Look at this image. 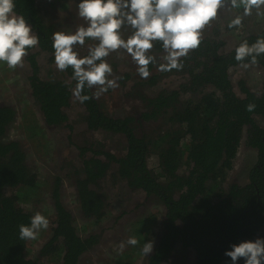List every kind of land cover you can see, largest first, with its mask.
<instances>
[{
  "label": "trees",
  "instance_id": "trees-1",
  "mask_svg": "<svg viewBox=\"0 0 264 264\" xmlns=\"http://www.w3.org/2000/svg\"><path fill=\"white\" fill-rule=\"evenodd\" d=\"M52 1L63 6L81 2ZM14 2L15 12L25 16L39 37L37 51L51 55L55 61L52 36L56 28L44 13L42 0ZM124 26V34L130 37L134 29L127 22ZM219 33L220 28L202 33L200 46L181 58L183 67L179 70H159L164 63L158 58L163 51L161 42H154L149 52L156 60L148 66L147 78L139 74L137 63L130 58V68L122 70V81L119 80L114 96L128 103V108L134 106V100L138 105L118 116L108 112V98L98 101L92 88L86 86L81 93L91 97L87 101L81 103L75 97L77 81L71 67L65 71L57 68L63 76L58 78L51 70L45 72L38 52L27 49L25 80L31 97L41 110L47 129L58 128L67 134L74 147L71 153L80 162L74 183L84 216L101 219L105 214L101 187L94 185L108 175L162 203L160 240L147 264L175 261L182 254L180 250L185 249L179 246L194 249L199 264H232L225 252L232 245L257 236L264 226V128L256 119L257 115L264 118V88L256 93L240 80L239 93L230 74L231 69L250 63L251 57L237 61L236 49L245 41L251 45L264 38V26L242 35L230 48ZM257 61L255 65L264 67V54L257 56ZM173 80L174 85H170ZM129 82L134 84L136 97L125 92ZM141 82L156 83L158 90L145 92L146 86ZM75 102L81 112L70 117ZM249 105L254 108L248 110ZM14 120L15 110L0 103V264H38L42 257L50 256L54 264H79L81 256L98 243L100 234L78 233L71 212L59 197L61 176L55 177L53 205L57 217L50 239L36 249L33 257L29 250L32 242L20 239L19 226L30 225L36 214L24 208L20 200L37 197L42 186L27 164L18 139L5 137ZM33 129L28 134L38 136L36 127ZM98 132L122 137L117 154L111 153L107 140L88 145L89 137ZM244 147L256 151L257 157L250 167L244 163L248 167L245 179L230 180L231 175L238 173V162L247 157L242 153ZM149 154L158 158V172L148 166ZM10 188L23 194H8Z\"/></svg>",
  "mask_w": 264,
  "mask_h": 264
},
{
  "label": "rangeland",
  "instance_id": "rangeland-1",
  "mask_svg": "<svg viewBox=\"0 0 264 264\" xmlns=\"http://www.w3.org/2000/svg\"><path fill=\"white\" fill-rule=\"evenodd\" d=\"M42 2L44 13L48 14L51 26L56 28L55 32L70 34L74 33L80 26L87 27V22L78 15V4L76 2L68 6L57 4L52 0H42ZM77 2H80V0H77ZM242 5L239 3L234 7L221 6L218 9L217 16L204 27L202 33H213V27L221 22L218 25L220 33L217 35L227 40L226 45L230 48L236 41L242 38V35L262 28L264 26V5H261L259 8L253 7L250 15L245 14ZM236 18H240L241 23L231 28L230 25ZM122 27L125 26L122 25ZM122 27L120 29L121 37L127 39L129 34H124ZM33 34L35 35V33ZM97 44L98 41L88 38L84 45H75L74 50L82 58ZM30 51L31 53L38 52L36 47L31 48ZM166 55L167 53L163 49V51L159 52L158 58L163 61V57ZM50 56L42 51L38 52V59L43 66L42 68L45 72L51 70L58 78L63 77L57 70L55 61ZM130 58L132 57L124 49L111 52L105 58L106 62L113 69L110 79H114V77L115 80L116 78L118 80L121 79L120 73L122 70L129 69L127 65H130ZM247 64L250 66L244 67L243 64L230 71L235 81V89L240 93L238 82L243 80L252 91L258 93L264 88V67L251 63ZM28 66L29 63L26 56L23 58V65L15 69L9 68L6 62H0V103H6L15 110V120L7 128L5 137L12 140L18 139L20 146L26 153L27 164L30 166L31 171L37 174L38 181L42 186L37 197L32 199L24 197L20 200V203H22L24 208L33 210L35 213L39 212L50 221L49 227L42 229L37 239L30 240L32 242V245L29 247V250L31 249L30 256L33 257V254L36 256V249L38 250L42 244L50 239L56 227L57 216L55 206L53 205V194L55 177L61 176L59 197L63 205L71 212L73 224L78 233L80 235L100 234L98 243L81 256L79 264H118L130 260L134 264H145L149 255H143L142 247L144 243L149 241L155 245L158 239L163 214L162 204L154 199L145 198L146 196L142 191L131 190L123 180L106 178L95 184L98 189L101 187V193H103V197L107 203V207L104 210L105 214L101 216V219L84 216L81 207L78 205L74 190L76 188L74 177L77 170H80L78 169L80 162L76 159L75 154L71 153L74 147L70 145V139H68L67 134L63 135V132L59 131L58 128L47 129L43 122V117L38 111V105L32 99L26 85L25 76ZM94 88L96 90L98 86H94ZM106 93L104 92V95ZM137 105L138 103L136 102L134 103V108L130 107L128 109H137ZM125 106L127 108L128 104H125ZM79 110L78 104L73 103L70 108V117L77 116ZM256 119L264 126L263 117L258 116ZM69 123L71 124L72 122L69 121ZM81 126L82 124H79L78 127ZM26 127L32 131H34L33 127H36V132L39 135H29L28 133L31 130H27ZM242 153L247 157H244L243 162H238V167L240 166L238 173L231 175L230 180L245 179L246 176L244 177V175L247 173L248 167L245 168L244 163L250 167L252 160L254 161L257 157L256 151L246 147H244V152ZM150 166L156 172L159 169L152 158L150 159ZM48 180H51L50 184L43 187ZM7 191L8 194L18 192L14 188H10ZM18 194L22 195L23 191L18 192ZM131 237L137 239V245L133 246L127 243ZM258 238H264V226L257 236L249 240L255 241ZM121 244L124 245L123 248H121ZM182 251L186 252L185 250H180L181 253H183ZM179 257L181 256L179 255ZM179 257L177 256L175 260L180 261ZM51 259V256L42 257L38 264H54V261ZM241 259L242 263L240 262V264H245L244 259Z\"/></svg>",
  "mask_w": 264,
  "mask_h": 264
},
{
  "label": "clouds",
  "instance_id": "clouds-1",
  "mask_svg": "<svg viewBox=\"0 0 264 264\" xmlns=\"http://www.w3.org/2000/svg\"><path fill=\"white\" fill-rule=\"evenodd\" d=\"M223 0H81L78 15L87 22V27L80 26L74 33H53L52 47L56 67L65 71L73 69V79L77 81L73 90L75 97L83 103L91 97L81 95L85 87L91 89L98 86L95 97L119 85L115 79H109L113 69L105 58L111 52L124 49L138 65L139 74L143 78L150 75L148 66L155 64L156 58L149 55L154 42H161L164 51V63L159 65L160 71L182 69L180 62L191 50L201 44L204 27L213 20ZM244 5L246 15H250L253 7L264 5V0H239ZM237 6V0H231ZM14 0H0V62H6L9 68L15 69L23 65V58L28 55L27 49L39 43V37L33 34L32 26L24 15L15 12ZM126 10V11H125ZM127 22L133 34L127 39L121 37L120 29ZM240 18L232 21L230 27L239 25ZM98 41L97 46L80 58L74 50L75 45H84L86 39ZM264 54V38H259L251 45L247 41L236 49L235 59L244 61L251 57V64L258 63L257 56ZM249 67V64H244ZM254 105H249L252 110ZM47 217L37 212L30 225L19 226L21 240L37 239L42 229L49 227ZM137 245L135 237L127 241ZM124 245L121 244V248ZM154 243H144L142 253L148 256ZM225 255L236 264L241 258L245 264H264V238L255 241H243L231 246Z\"/></svg>",
  "mask_w": 264,
  "mask_h": 264
},
{
  "label": "flooded vegetation",
  "instance_id": "flooded-vegetation-1",
  "mask_svg": "<svg viewBox=\"0 0 264 264\" xmlns=\"http://www.w3.org/2000/svg\"><path fill=\"white\" fill-rule=\"evenodd\" d=\"M240 2H239V0H237V4H239ZM222 7H225V6H228V7H234L233 5H232V3H231V0H227V1H224L223 0V2H222V5H221ZM243 7H244V5H242ZM214 22V21H213ZM212 22V23H213ZM221 24V22H219V24L218 25H220ZM223 24V23H222ZM215 26L216 28H220L219 26ZM215 27H213V28H215ZM131 63V62H130ZM129 68H130V65L128 64L127 65ZM123 72H121L120 73V75L122 74ZM111 77L109 76V79H110ZM122 78V77H121ZM114 79H115V77H114ZM164 80V78H162V80L160 81V82H162ZM116 81L117 82H119V80L116 78ZM120 81H122L121 79H120ZM127 81V80H126ZM175 80H173L172 81V83H170V85H174L173 84V82H174ZM142 83V85H145L146 87H144V91L146 92H149V93H153V90L154 91H156V90H158V85L156 84V83H154V84H149V83H144V82H141ZM169 84V83H168ZM134 88V84L132 85V83L131 82H129V83H126V89H125V92L126 93H130V94H132V96H134V97H136L134 94H137V91L135 90V89H133ZM95 88H94V86H93V88H92V90H93V93L95 94V92L97 91V89L96 90H94ZM115 89H117V88H115ZM115 89H109L108 91H107V93L104 95V93H102L101 94V97L99 96L98 98L97 97H95V95H94V97L96 98V99H98V101H101V99H105V96H107V98H108V100H109V102H110V109L108 110V112L109 113H111L112 115H116V116H118V115H120L122 112H124L125 111V109H127L128 108V106H127V108H126V106H125V104H128V103H126L125 101L123 102L121 99H119V98H116L115 96H114V94L116 93V91H115ZM135 90V91H134ZM114 97H113V96ZM112 100V101H111ZM76 103V102H75ZM134 103H136V101L134 100ZM130 104V103H129ZM116 109H118V111H116ZM38 111H39V113H40V115L43 117V114H42V112H41V110L39 109V107H38ZM78 112H81L80 110L78 111ZM258 116H260V115H257L256 116V118L258 117ZM258 121V120H257ZM260 124V123H259ZM261 125V124H260ZM262 126V125H261ZM263 128H264V126H262ZM82 128H84V126L82 125L81 126V129ZM100 134V135H99ZM104 135H102L101 136V133H96V134H94V135H92L91 137H89V139H90V142H89V144H88V140H86V143L85 144H88V145H90V144H93V143H95V142H101V141H108L107 142V146H108V148H109V150L111 151V153H113V154H117L118 152H119V150H120V148L122 147V137H120L119 135H110V136H104ZM86 139V138H85ZM85 141V140H84ZM83 141V142H84ZM105 149V148H104ZM115 150H118V151H115ZM154 159L155 160V162H156V165H157V167L159 168V161H158V158L155 156V155H152V154H149L148 155V157H147V162H148V166L151 168V170H153L152 169V167L150 166V159ZM184 167H186V166H184ZM183 169H186V168H182V169H180V170H183ZM160 170V168L157 170V172ZM154 171V170H153ZM154 172H156V171H154ZM106 178H110L111 180L114 178L113 176H111V175H108L107 177H105V178H103V179H101V180H104V179H106ZM116 179H118V178H116ZM101 180L99 181V182H101ZM95 186V188H97L98 189V187H97V185H94ZM129 188V187H128ZM75 190V194H76V196H77V200L79 199V196H78V192H77V189L75 188L74 189ZM146 198V197H145ZM147 199H150V198H147ZM105 200V199H104ZM155 201H158V200H156V199H154ZM159 202V201H158ZM105 203H106V201H105ZM161 203V202H160ZM162 204V203H161ZM106 207H107V203H106ZM66 208V207H65ZM162 208V207H161ZM163 209V208H162ZM162 218H163V216L161 217V222H160V227H159V232H158V239L156 240V243H155V245H154V248L156 247V244L158 243V240H160V234H161V226H162ZM154 248H153V250H154ZM179 248H185V249H183V250H185L186 252H183L182 253V255H180L181 257H179V259H180V261H178V260H175V261H167V262H164V264H181V263H183V262H187L188 264H199V258H198V255H197V253H196V251L194 250V249H190V248H187V247H182V246H179ZM190 251V252H189ZM153 252V251H152ZM151 252V253H152ZM151 253L149 254V256L151 255ZM184 254V255H183ZM148 260H149V258H148ZM148 260H147V262L145 263V264H147L148 263ZM241 260L242 259H240L239 261L241 262ZM125 262H131V260L130 261H123V262H120V263H118V264H124ZM131 263H133V262H131ZM242 263V262H241ZM114 264H116V263H114ZM134 264V263H133Z\"/></svg>",
  "mask_w": 264,
  "mask_h": 264
}]
</instances>
